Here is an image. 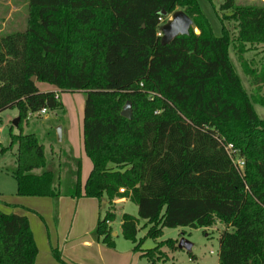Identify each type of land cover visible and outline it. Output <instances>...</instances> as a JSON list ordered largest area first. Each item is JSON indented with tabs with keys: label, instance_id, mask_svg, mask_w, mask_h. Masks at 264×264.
I'll use <instances>...</instances> for the list:
<instances>
[{
	"label": "trees",
	"instance_id": "trees-1",
	"mask_svg": "<svg viewBox=\"0 0 264 264\" xmlns=\"http://www.w3.org/2000/svg\"><path fill=\"white\" fill-rule=\"evenodd\" d=\"M177 8L193 24L165 42L156 35L158 17ZM220 9L237 23L235 47L251 93L231 61L227 30L220 21L215 35L197 0H28L25 29L0 35V112H18L19 132L10 129L2 148L16 146V194L105 197L109 207L126 198L137 215L122 214L121 236L147 264L158 263L159 246L140 250V220L149 225L145 238L221 222L230 229L220 234L218 264H264V117L254 108L264 106V65L256 72L242 56L245 44H264V5L224 0ZM37 82L85 94L82 139L92 168L83 187L79 158L64 153L75 169L62 191L44 145L21 131L41 109L63 110L58 91H40ZM127 102L129 118L121 115ZM229 144L244 160L242 173ZM109 207L94 233L113 249ZM37 253L28 217L0 211V264H35ZM52 255L61 260L56 249Z\"/></svg>",
	"mask_w": 264,
	"mask_h": 264
},
{
	"label": "rangeland",
	"instance_id": "rangeland-1",
	"mask_svg": "<svg viewBox=\"0 0 264 264\" xmlns=\"http://www.w3.org/2000/svg\"><path fill=\"white\" fill-rule=\"evenodd\" d=\"M197 1L200 5L201 11L207 17L211 29L215 35H220L221 22L227 30L229 37L233 41V45H231L229 48L231 61L235 66L236 72L239 75L244 88L248 93H251L253 91V87L250 84V78L243 73L240 62L238 61L239 48L235 47L238 44L235 39L237 37L238 30L236 21L230 18L231 11L220 9V6L224 0ZM234 2L235 4L243 6L264 5V0H234ZM176 10L183 11L181 8H177ZM28 12V0H0V35L24 30L27 26ZM166 21H168V19ZM194 32L198 33V30L194 29ZM242 56L246 60L248 66L252 70L258 72L264 65V44H245L242 49ZM260 85V95L264 99V83ZM59 95H61V100L63 103H65V113L64 110H54L48 111L46 116H33L28 118L27 122L23 121L21 131L25 134H36L39 141L44 145L45 148L47 168L50 167L53 170L56 176L55 183H59L61 190L65 191V186L68 184V178L66 177L73 168V164L68 161V156L66 157L65 155L66 153H69V151L63 150L66 148V146H64V142L59 140L57 128L58 126L61 127L62 124L65 125V127H73V134L75 137H77V124L80 123L79 111L82 112L81 109L84 103L85 94L82 92H77L76 94H71L70 92H61ZM71 96H74V98ZM254 108L260 117H264V106L260 104H254ZM16 113V108H8L0 112V150L2 148H7L9 145L8 135L10 129L14 133L19 132V129L15 127V123L18 118ZM62 113L63 116L66 115L65 119L59 120ZM15 153L16 146L8 148L3 153L0 152V191H4L6 198L8 197V179L5 174L10 176V174L6 172L11 169V167H14ZM235 159L237 160V156H235ZM38 170L42 171L43 169ZM9 180H12L11 177H9ZM116 201L112 206L109 207L107 199L103 197L100 201L95 200L96 203L94 204L97 219L98 216H102L105 213L108 207L114 212L116 216L115 220L113 221L114 223H110L109 226L112 232L115 230L118 233L121 230L120 223L122 212L120 209H118V207H116ZM89 205L88 216L90 217L92 214V203H89ZM123 209L125 213H129L134 216L137 215L136 205L129 201L128 203L124 204ZM0 211L3 213H5V211H10L16 214L18 213L19 215L24 214V211L20 208H16L14 206L7 207L2 203H0ZM73 211L74 208L70 214V218L74 214ZM88 216H85V220L88 219ZM30 227L34 233L35 241L40 250V257L42 259H46V238L43 232L40 230L38 219H34L31 216ZM138 227L139 229L137 237L144 239L140 246V250H146L159 246L157 255L160 257V260L157 264H218L219 237L221 232L227 228L223 223L215 221L209 227L198 229L189 227L164 228L163 234L160 237L145 238L149 225H146L143 220H140ZM113 236L115 237V235ZM181 238L191 243V249L189 253L183 248L171 250L169 249L168 245L164 243L165 240L172 239L175 240V244L177 246ZM115 240L116 244L120 248H125L132 245L129 241L123 239L122 236L115 238ZM137 253L139 255L143 254L140 251Z\"/></svg>",
	"mask_w": 264,
	"mask_h": 264
},
{
	"label": "crops",
	"instance_id": "crops-1",
	"mask_svg": "<svg viewBox=\"0 0 264 264\" xmlns=\"http://www.w3.org/2000/svg\"><path fill=\"white\" fill-rule=\"evenodd\" d=\"M36 86L40 91H58L55 86L47 83L37 82ZM59 93L61 92L58 91V97L61 100V95H59ZM70 93L76 94L77 92ZM71 97L74 98V96ZM61 102L63 104V110L65 113V103H63L62 100ZM81 110L82 112L79 111L80 123L77 124V137H75L73 134V127H65V125L62 124L60 141L64 142V146H66V148H64L63 150L69 151V153H66L69 158L73 157L79 158L81 160V185L83 187L91 171L92 163L85 154L83 148V106ZM47 114L48 111L43 115L46 116ZM16 116H18V112L16 113ZM33 116L36 115H31V117ZM62 116L63 113L61 117L59 116V120L65 119L66 115L63 117ZM15 127H17V125H15ZM0 152L3 153V149H1ZM68 161L73 164V168L71 169V171L74 170V162L71 161V159H69ZM14 169L15 159L14 167H11V169L6 172L9 173L10 176L5 174L8 179V197H5L4 191H0V203L4 204V206L7 207L14 206L23 210L24 214L21 215H26L28 217L29 223L31 216L34 219H38L40 230L41 232H43L46 238L45 242L48 254L45 253L46 259H42L40 257V250L37 246L38 253L35 259V264H147L144 258L140 257L137 252H134L132 250V245L125 248H120L116 244L115 238L121 236V230L118 233L114 230L112 233L113 235L115 234V237L113 236L115 241V248L113 249L107 248L97 240L94 233L97 221L94 204L96 203V199L85 197L71 198L65 196H59L56 198L18 196L16 194V181L12 175ZM40 172L41 170L35 171V173ZM9 177H11L12 180H9ZM117 200L118 201H116V207L120 209V211L122 212L121 214L125 213L123 211V206L124 204L128 203V200L126 198H120ZM89 203H92V214L90 217L88 216V209L90 206ZM73 208L74 214L70 218V214ZM5 213L13 212L5 211ZM85 216H88L87 220H85ZM52 249H56L59 252L61 260H56L53 257Z\"/></svg>",
	"mask_w": 264,
	"mask_h": 264
},
{
	"label": "water",
	"instance_id": "water-1",
	"mask_svg": "<svg viewBox=\"0 0 264 264\" xmlns=\"http://www.w3.org/2000/svg\"><path fill=\"white\" fill-rule=\"evenodd\" d=\"M165 15V13H163ZM168 16V15H167ZM192 19L182 10H175L171 13L170 18L161 26L162 39L167 42L177 35L187 34L189 28L192 26ZM31 81H35V76L31 77ZM121 115L129 118L131 115L130 103L127 102L121 110ZM18 118L15 125H17ZM58 138L61 139V127L57 128ZM115 235V234H114ZM178 248H183L190 251L191 243L181 238L177 245Z\"/></svg>",
	"mask_w": 264,
	"mask_h": 264
},
{
	"label": "built area",
	"instance_id": "built-area-1",
	"mask_svg": "<svg viewBox=\"0 0 264 264\" xmlns=\"http://www.w3.org/2000/svg\"><path fill=\"white\" fill-rule=\"evenodd\" d=\"M170 18V14L166 17H158V22H159V27H158V30H157V33L156 35L157 36H162V31H161V26L166 22L167 19ZM58 97V95L56 96V98ZM47 113V110L45 108L41 109L40 111L32 114V115H36V116H40V115H43V114H46ZM225 150H227V152L231 155L235 152V155L232 156V161H233V164L234 166L237 168V170L239 172H243V167H244V160L243 158H240L237 154V151L235 150H232V146L229 144L225 147ZM235 156H237V160L235 159ZM120 192H123V189H120L119 190Z\"/></svg>",
	"mask_w": 264,
	"mask_h": 264
}]
</instances>
